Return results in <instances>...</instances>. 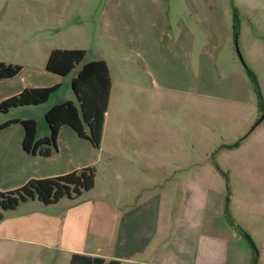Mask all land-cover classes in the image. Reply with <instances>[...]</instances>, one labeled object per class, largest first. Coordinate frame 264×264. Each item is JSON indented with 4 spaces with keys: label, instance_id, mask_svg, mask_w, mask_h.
I'll list each match as a JSON object with an SVG mask.
<instances>
[{
    "label": "rangeland",
    "instance_id": "rangeland-1",
    "mask_svg": "<svg viewBox=\"0 0 264 264\" xmlns=\"http://www.w3.org/2000/svg\"><path fill=\"white\" fill-rule=\"evenodd\" d=\"M171 1V22L179 18L189 23L194 38L190 75H185L192 83L188 87L184 81V92L170 90L160 81L155 86L149 76L138 74L131 53L138 44L123 40L126 34L115 29L112 37L104 38L98 22L105 0L32 1L33 6L40 3L47 8L43 31L32 36L33 48L40 37L48 59L55 47L83 49L88 58L105 57L111 72L107 135L101 164L92 171L95 187L90 194L80 198L85 192L81 189V194L57 199L60 192L54 184L42 187V194L31 186L30 193L0 198V264H69V244L78 239L74 227L92 199H106V205L118 209L124 204L135 207L142 191L165 187L166 175L176 182L190 179L207 190L202 209L208 227L192 236L194 244H187L183 217L192 200L174 196L163 202L162 209L176 214L175 225L161 223L155 230L145 221L141 242L145 245L152 237L150 248H169L153 263L195 264L196 255L199 259L204 255L203 237L213 236L224 237L227 246L214 254L218 260L211 264H264V0H223L227 25L218 26L220 33L210 40L200 32L207 27L199 28L189 16L188 6L195 10L202 0ZM128 13L134 23L128 31L134 39L156 36L157 12ZM144 45L151 52L155 44ZM2 56L12 61L8 53ZM46 61L33 58L31 63L44 67ZM160 76L180 86L176 69ZM67 86L50 102L63 97ZM27 115L39 113L16 111L1 117L0 123ZM149 166L159 176L156 186L146 178L153 174L145 170ZM176 188L182 193L185 189L183 184ZM94 214L101 216L99 211ZM141 234L140 225L134 223L128 241ZM150 251L144 255L147 260Z\"/></svg>",
    "mask_w": 264,
    "mask_h": 264
},
{
    "label": "crops",
    "instance_id": "crops-1",
    "mask_svg": "<svg viewBox=\"0 0 264 264\" xmlns=\"http://www.w3.org/2000/svg\"><path fill=\"white\" fill-rule=\"evenodd\" d=\"M32 1L0 0V68H7L6 73L3 69L0 71L1 75L7 76L0 77V106L8 108L6 113L0 114V118L16 111L39 113L38 117H13L0 123L3 124L1 127L7 125L3 129L0 127V198L4 199L6 195L22 192L25 194L28 192L26 188L36 183L42 186L51 182L59 186L62 195L60 197V194H57V199L66 196L63 194L64 186L69 187L71 193L77 190L75 194H81V189H86L80 184L91 180L93 189L95 181L92 180V171L101 164L103 144L107 135L111 72L105 57L88 58L86 50L55 47L51 49L48 59L46 46L42 45V41L45 45L46 42L40 37L35 41L33 48L30 45L32 36H37L43 31L42 26L46 21L43 24L41 21L47 20V8L40 3L33 6ZM201 2L196 5L195 10L191 4L188 6L189 16L198 27H207L199 28L204 39L210 40L220 33L218 26L227 25L228 18L223 9V0ZM171 5V0H141L139 3H129L128 0H114L112 3L105 0L98 25L104 38L112 37L116 29L117 33L127 35L128 38L123 39L127 43L131 41L138 44L136 51H131L135 56L134 63L138 74L149 76L150 83L155 86L160 81L166 83L170 90L184 92V81H188V87H191L192 83L191 77L186 79L185 75H190L194 38L189 23L179 18L171 22ZM143 9L154 10L158 14L154 23L153 35L156 36L145 40L134 39L135 36L128 31L130 26H134L128 12ZM32 19L36 22H32ZM148 41L155 44L151 52L144 45ZM218 41L221 43V38ZM4 53L11 55L12 61L4 59ZM33 58H43L47 61L42 67L32 64ZM77 69V75L73 76ZM175 69L180 75L178 87L172 85L170 78L160 76L173 74ZM175 80L178 79L174 78ZM65 85H68L65 95L54 98L51 103V97L62 91ZM51 91L53 93L50 94ZM32 131L36 132L38 140L33 144L48 145L54 149L50 157L39 156L37 147L29 145L27 137ZM138 168L143 170L141 165ZM149 168L145 170L153 173V166ZM146 178L153 182V186L157 185L154 182H159V176L154 173ZM166 178L168 180L164 181L165 187L162 190L142 191L135 207L124 204L118 209L116 206L106 205V199H92L87 213L81 215L74 227L78 239L69 244L71 257L77 254L100 258L105 262L118 261L119 264H155L153 260L156 256L160 253L164 255L163 250L169 248H150L152 237L144 245L141 242L144 237V223L147 221L155 230H159L161 223L169 224L170 221L174 226L176 214L168 208L162 209V203L173 201L174 196L192 200L191 210L183 220L186 243L194 244L192 236L198 234L202 228L208 227L202 209L207 190L190 179L176 182L174 177L170 179L166 175ZM182 184L185 188L183 193L177 188L174 190V187L181 188ZM91 191L93 190L82 192L80 198ZM129 191L131 193L133 190ZM197 199L198 203L195 202ZM96 211L100 212L99 218L94 214ZM178 216L181 221V213ZM95 217L98 220L96 222ZM134 223L140 225L142 234L139 238L134 236L130 242L128 237ZM106 236H109V239H106ZM226 246L224 237H203L204 255L199 259L197 254L195 264H211L214 259L218 260V257L213 258L214 254ZM148 249L151 250L149 260L144 257ZM242 259L246 262L244 252Z\"/></svg>",
    "mask_w": 264,
    "mask_h": 264
},
{
    "label": "trees",
    "instance_id": "trees-1",
    "mask_svg": "<svg viewBox=\"0 0 264 264\" xmlns=\"http://www.w3.org/2000/svg\"><path fill=\"white\" fill-rule=\"evenodd\" d=\"M5 70V72L4 73H6L7 72V68H5V67H1L0 68V71L1 70ZM77 71H78V69L77 70H75V72L73 73V76H75V75H77ZM1 73V72H0ZM4 73H2V74H4ZM249 75H250V77H251V79L254 81V77H253V75H251L250 73H249ZM0 77H7V76H5V75H1L0 74ZM50 94L51 93H53L52 91L51 92H49ZM78 102V101H77ZM45 103V102H44ZM78 104V103H77ZM261 108H263V106L261 107ZM7 110H8V108H7V106H0V111L1 112H3V113H5V112H7ZM79 112H80V116L82 117V110H81V107H80V109H79ZM38 140H37V138H36V132H34V131H32V133L31 134H29L28 135V137H27V142L29 143V145L31 146V147H37V153H38V155L39 156H41V157H45V158H48V157H50L52 154H53V152H54V149L51 147V146H37V144H39V143H37V144H33V143H36ZM32 144V145H31ZM41 145V144H40ZM45 145V144H44ZM35 149V148H34ZM36 150V149H35ZM64 182H66V183H70V182H68V181H64ZM55 183H51V182H47L46 184H43L42 186L40 185V184H34L35 185V187H36V189H37V192L38 193H40V194H42L41 192H42V187H45V186H48V185H54ZM34 185H31V186H34ZM56 185V184H55ZM30 186V187H31ZM57 186V185H56ZM80 186H82L83 188L85 187V191H89L90 189H92L91 187H92V181L90 180L88 183H85V184H80ZM58 188H59V186H58ZM29 188H26V191L28 190ZM63 190H64V192H63V194L64 195H66V196H68V195H70V189H69V187H66V186H64L63 187ZM29 191V190H28ZM59 192H60V188H59ZM28 193V192H27ZM29 193H30V191H29ZM75 193H77V190H75ZM80 193V192H79ZM57 194H60V196L62 195V192H60V193H57ZM56 194V195H57ZM248 237V236H247ZM248 239H249V237H248ZM249 242H250V244H252V241L249 239ZM253 245V244H252ZM69 264H119V262L118 261H110V262H105L103 259H100V258H93V257H87V256H80V255H77V254H74L72 257H71V260H70V263Z\"/></svg>",
    "mask_w": 264,
    "mask_h": 264
}]
</instances>
